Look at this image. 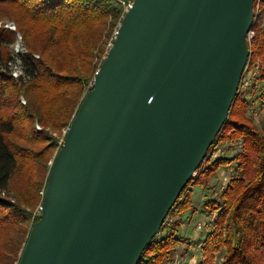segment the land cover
Masks as SVG:
<instances>
[{"label":"water","instance_id":"95a60500","mask_svg":"<svg viewBox=\"0 0 264 264\" xmlns=\"http://www.w3.org/2000/svg\"><path fill=\"white\" fill-rule=\"evenodd\" d=\"M253 5L132 0L54 156L17 264H139L228 118Z\"/></svg>","mask_w":264,"mask_h":264},{"label":"trees","instance_id":"16d2710c","mask_svg":"<svg viewBox=\"0 0 264 264\" xmlns=\"http://www.w3.org/2000/svg\"><path fill=\"white\" fill-rule=\"evenodd\" d=\"M258 6L254 0L248 65L258 66L264 106V27L256 19L264 0ZM123 10L118 0H0V264L20 259L39 219L54 156L113 42ZM18 35L23 50L15 54L11 46ZM245 93L240 84L207 154L226 140L239 142V151L231 158L206 156L167 214L182 215L191 208L189 186L200 173L234 167L218 198L205 203L215 216L198 264H215L221 252L219 264H264V115L258 125L247 115ZM204 164L206 170L200 171ZM164 224L139 264L174 262L181 222Z\"/></svg>","mask_w":264,"mask_h":264},{"label":"rangeland","instance_id":"374dc122","mask_svg":"<svg viewBox=\"0 0 264 264\" xmlns=\"http://www.w3.org/2000/svg\"><path fill=\"white\" fill-rule=\"evenodd\" d=\"M259 1L260 0H257V9L259 8ZM256 19L260 26L264 27V11H260ZM8 25L11 28L13 23L8 22ZM113 34L114 32L112 33L111 39H113ZM11 49L15 54L23 50V46L19 38L16 43L11 46ZM262 87L263 82L258 78V66L255 65L250 68L248 65L244 80L242 81V89L246 92L244 97L246 98L248 104L247 115H249L257 125L264 115V106L260 103V93L262 91ZM240 146L239 142L235 143L231 140L218 142L214 145L213 153H216H214V156L216 157L226 156L231 158L239 151ZM233 168L234 167L232 165L222 166L208 176L204 172L200 173L198 176V182L193 186H189V190L191 192V208L182 215H175L174 213H171L165 218L166 222L164 225L166 228L173 220H180L182 225H180L178 233L184 238L182 240L189 239L187 242L189 244V250L186 254L195 256V262H192L191 264H198V261L201 260V250L200 246H198V242L203 241L206 237V233L211 230L213 213L208 212V208L205 203L211 198H218L219 194L222 190H224L225 185L232 176ZM204 170H206L205 164L202 166L200 171ZM198 223L202 224L201 229H196V225ZM178 246L180 250L179 253H181L180 243L177 245V248ZM190 249L192 250V253L190 252ZM222 254L223 252L216 255L215 264L220 263ZM177 259H179L178 255L175 257L176 261Z\"/></svg>","mask_w":264,"mask_h":264},{"label":"crops","instance_id":"0c3cea01","mask_svg":"<svg viewBox=\"0 0 264 264\" xmlns=\"http://www.w3.org/2000/svg\"><path fill=\"white\" fill-rule=\"evenodd\" d=\"M182 225V224H181ZM180 229V228H179ZM178 229V231H179ZM177 231V235L179 236V239H180V249H181V253H179V246L177 248V253H176V256L178 255V258L177 261L175 260L172 264H191L192 262H195V256L194 255H190V254H186V252L189 250V244L187 243L189 239H185V240H182L184 239ZM209 233V231L206 233V236L207 234ZM201 243L202 241L198 242V246H201ZM179 245V244H178ZM190 252L192 253V250L190 249ZM199 262V261H198Z\"/></svg>","mask_w":264,"mask_h":264},{"label":"built area","instance_id":"2783aa9c","mask_svg":"<svg viewBox=\"0 0 264 264\" xmlns=\"http://www.w3.org/2000/svg\"><path fill=\"white\" fill-rule=\"evenodd\" d=\"M123 6H124V10H123V14L127 11V9L131 6V3H132V0H118ZM9 26V25H8ZM10 27V26H9ZM117 31V30H116ZM116 31L114 32V34H113V40H114V37H115V35H116ZM252 36H253V32L250 30L249 31V33H248V40H251V38H252ZM112 43H109V46L111 45ZM109 46H108V48H109ZM107 48V49H108ZM107 51V50H106ZM247 67H248V61H247V63H246V65H245V68H244V71H243V73H242V76H241V80H240V84H241V86H242V81L244 80V76H245V73H246V70H247ZM13 74H14V76H17L18 74H19V72H17V71H14L13 72ZM92 84H93V79H92V81L90 82V84H89V88H91L92 87ZM240 144V143H239ZM241 147V146H240ZM215 153V152H214ZM213 153V150L210 152V154H207V156H214L215 154ZM38 213H40V212H38ZM215 216V214L213 213V215H212V219H213V217ZM163 222H166V219H164V221ZM202 228V224L201 223H198L197 225H196V229H201Z\"/></svg>","mask_w":264,"mask_h":264}]
</instances>
